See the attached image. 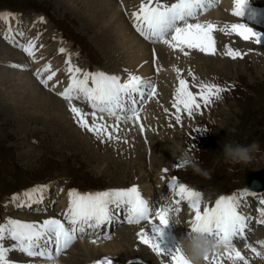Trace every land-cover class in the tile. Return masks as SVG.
Returning a JSON list of instances; mask_svg holds the SVG:
<instances>
[{"label":"rangeland","instance_id":"obj_1","mask_svg":"<svg viewBox=\"0 0 264 264\" xmlns=\"http://www.w3.org/2000/svg\"><path fill=\"white\" fill-rule=\"evenodd\" d=\"M133 1L130 0V3ZM75 2L77 3L76 0H0V9L10 8L23 11L29 15L34 12L44 13L60 29L57 31L54 26L48 23L47 29L50 32L41 28L43 35L40 43L42 52L44 50L47 53V62L52 64L57 78L61 81H66L70 77L67 71H60L69 59L71 63L77 62L79 67L92 63L98 64L97 67L107 72H111L112 68L115 67L114 65L119 64L116 62H125L121 53H115L112 59L108 60L103 51H110L112 41L103 38V35H108V33L102 32V29H105L104 25L101 28H96V26L82 20L80 18H83L80 13L82 3L75 4ZM95 2L99 9L104 8L100 4L102 0H95ZM139 2L141 3L137 0L136 3H129L127 6L124 3L123 7L118 9L119 12L123 9L121 13H124L123 16L127 22H129V17L126 18V15L131 16L133 12L138 10ZM250 5L262 7L264 0H250ZM100 23L102 24L103 21L100 20ZM61 34L69 38L70 42L65 43L66 40H62ZM60 48L65 49V51L61 53ZM79 49L82 50L83 55L77 53V50L80 51ZM146 49V47L143 48L142 54ZM1 55H6L2 49H0ZM230 59L227 60V64H229L226 66L227 70L216 67V63L212 61L196 62L206 73L208 67L210 68L208 73L213 70L216 71L214 73L217 74L214 78L217 79L214 80V84L227 89L224 91L227 94L221 93V98L216 99L208 106L202 105L200 109H194L193 117L191 116L190 119L184 118L180 122L171 119L163 123L161 126L163 136L158 139L160 141L153 142L152 151L154 150V153L151 157L155 159L158 156L159 159L152 160L151 165L144 166L143 164L150 158H144L142 146L138 154L135 153L138 150L137 141L133 142V148H128L131 144H128L127 140L123 142V139L117 135L119 132H113L111 125L105 122L109 120L101 119L102 114L99 112H97V123L108 126L107 132L118 137V139L110 140L107 133L97 136L94 132L82 128L72 113L63 115V119L50 114L49 109L48 111L45 109L44 114L39 113L23 119L25 126H22L17 120L21 119V116L11 117L0 108V220H3L1 213L5 208L4 203L10 199L11 195L9 194L31 183L51 181L49 187L53 192L57 188L64 189L68 186L83 189L110 185L129 186L143 183L144 179H149L145 175L147 172L152 181L153 172L158 165L166 166L168 170L185 181L191 180L205 195L208 193V197L222 191H231L235 187L244 189L247 171L261 168L264 170V72L256 73L255 70V63L257 66L264 65V53L260 52L257 59L250 56ZM4 61L3 58H0V66ZM204 62L210 65L207 66ZM5 66L6 69H10L9 66ZM13 69L16 72V67ZM0 73H2L1 69ZM226 78L237 79L242 88L238 89V83L225 86ZM8 86L7 80H3L0 86L1 104H6L12 100L18 101L20 94L13 87L10 90ZM249 87L251 92L248 94ZM27 96L28 93H25L24 98L27 99ZM31 101L24 100L21 102L25 115H29L28 112L25 113L29 106L28 110L32 109ZM80 101L87 103L83 99ZM223 102L230 106L223 105ZM57 109L61 110L62 108L58 105ZM119 124L126 129L127 133L129 130L133 133L137 129L136 122L133 120L122 119ZM51 132H55V135H52ZM225 141L241 144L258 141L260 151L253 154V160L249 164L230 165L225 162L221 151V145ZM161 146H164L165 149ZM124 148L129 149V151ZM184 150L192 154L201 168L210 172L211 178H205L195 173L191 167L180 168L176 166L178 161L172 153L179 156ZM61 195L63 194H58L59 197ZM25 213L39 214L37 211ZM124 229L115 232L113 236L110 234L111 239L102 237L101 239H104V242L120 241ZM92 237L94 235L85 234L81 239ZM88 240L93 241L92 239ZM72 247L73 250H87L84 246L78 245V240ZM103 254L101 253L100 256ZM126 258L129 257L125 253L111 257V259L122 264L125 263ZM89 259L94 264L97 260H103L99 255Z\"/></svg>","mask_w":264,"mask_h":264},{"label":"snow or ice","instance_id":"obj_2","mask_svg":"<svg viewBox=\"0 0 264 264\" xmlns=\"http://www.w3.org/2000/svg\"><path fill=\"white\" fill-rule=\"evenodd\" d=\"M215 3H218V0H175L171 4L162 3L161 0H141L139 9L132 13L133 27L145 40L152 43L162 42L172 49H178L185 55H188L185 49H194L204 54L215 55L217 49L213 33L217 30V25L211 21L199 22L197 19ZM234 4L232 15L241 18L251 7L250 0H234ZM255 14V10H251V17H254ZM9 15L11 14L0 13V19L7 21ZM193 20L196 22H190ZM226 30L229 34L234 33L243 41L254 40L257 45L264 46V32L254 29L248 22L232 23L230 26L225 25L219 29L220 32ZM20 34L23 35L22 32ZM18 46L29 56H32L33 42ZM225 47L227 50L224 54L232 59L243 58L246 55L230 46L226 45ZM59 51L63 53L65 49L60 48ZM153 62H155V50H153ZM66 63L70 80L68 86L56 94L68 102L77 123L97 136L107 133L110 140L118 139L107 132L108 126L96 123L97 112L115 117L116 124L111 127L113 132H119V122L122 119L135 122L134 118H138L140 106L156 94V86L152 77H141L125 69L124 71L128 75L127 79L122 81L121 77L116 74L83 70L72 65L70 59ZM49 67L50 65L46 66L44 71H47ZM159 70L157 69V71ZM174 70L177 72L179 81L174 90L172 101V107L176 110L174 115L176 122L181 120L182 109L191 116L194 109L198 110L202 105L207 106L213 103L215 99L221 98V93L227 90L214 83L201 81L198 85L200 91L193 93L189 89L188 82L180 78V70ZM40 74L39 70L35 73L38 77ZM53 75L55 73L47 76L46 79H41L40 83L48 87ZM189 75H192L191 71H189ZM51 90H55V85ZM197 96H199V100ZM74 99H83L90 104L93 109L91 125L85 119L88 114L72 103ZM165 112L167 113L168 109H165ZM141 131H143L142 125ZM176 166L180 167L179 164ZM163 171L167 173L168 170L164 169ZM168 186L175 191L178 197L174 203L179 205L181 201L186 200L194 212L190 222L189 236L199 232L212 237L218 245L223 247V256L232 261V264H249L234 243L236 237H240L244 247L251 249L256 256L264 258V253L248 243L247 231L252 217L242 210L243 203L240 199L247 194L246 190L241 191L239 196L236 194L221 195L215 200L214 206L206 205L201 209V192L184 183H177L176 177L168 182ZM47 187V185H36L25 190L22 194H14L12 202L19 201L18 207H31L32 204L41 203L43 201L42 194ZM36 193L41 195L37 197ZM67 195L69 203L63 213V219L50 217L42 222H26L7 218L3 223H0V264H16L9 255L14 250H18L28 257H43L48 261V264H56V258L78 236L99 235L100 233L97 231L89 232L88 230L101 229L111 223L113 219L117 218L113 215L114 210L123 213V220L127 224L148 223L152 233L151 237L148 235V231L143 228L137 232V237L156 255L163 254L170 257L172 264H190L179 246L174 250H165L160 246L158 237L162 235L161 226L169 223L171 208L159 207L156 211H151L149 202L141 195L136 185L86 193H81L73 188L68 190ZM260 204L259 213L262 219L257 220L256 223L264 225V198H261ZM175 211L179 212L180 209L176 208ZM157 218L158 223L156 222ZM104 235L105 238L111 239L110 234L104 233ZM6 238L15 243L11 247L6 246L3 243ZM256 243L264 248V240ZM211 258L213 264H221L218 253L213 254ZM205 260H209V257L206 256ZM95 264H112V260H97ZM128 264H132V262L129 261Z\"/></svg>","mask_w":264,"mask_h":264},{"label":"bare ground","instance_id":"obj_3","mask_svg":"<svg viewBox=\"0 0 264 264\" xmlns=\"http://www.w3.org/2000/svg\"><path fill=\"white\" fill-rule=\"evenodd\" d=\"M65 1H69V0H65ZM76 1L77 3L75 2V4L82 3L80 13L82 14L83 18L78 16L77 14L75 15L80 17L82 20H84L88 24L92 26H96V28L98 27L101 28V26L104 25L105 29L103 28L102 32L108 33V35L105 36L102 34L103 38L109 39L112 41V43L110 42L112 44V48H109L110 51H105V50L103 51L104 55L108 58V60L112 59L115 53L117 54L121 53L122 57L125 59L124 63L116 62L119 64L114 65L115 67H113L112 72L110 74H116V75L122 76L124 73L123 68L128 67L131 73L140 75L141 77H145V78L152 77L154 79V83L156 86V94L153 98L147 100L146 103L140 106L138 118H135L136 128H137L136 131L131 133V130H129L127 133L125 131L126 129L122 128L120 126L121 124H119L120 130H119V134H117L119 138L123 139V142L127 140L128 144H131V146L129 147L127 146L128 148H133V142L137 141L138 150L135 153L138 154V151L141 146L144 149V156H146V150L150 151V154H149L150 159L143 164L144 166L148 164L151 165V163L153 162L152 160L159 159L158 156L155 159L151 158V156L154 153V150L152 151L153 142L160 141L157 139V136L162 132L161 126L163 125V123L168 122L171 119H175L174 115H175L176 110L172 107V101H173L174 90L178 86V83H179L178 78H177V72L172 67H170L168 64L161 62V57H163L162 53H161V56L160 55L155 56V62H153V52L150 46H148L146 41L143 40V37L138 38L133 33V30L130 29V26H129L130 23H128L120 13L123 9L120 12L118 9H116L117 6H120L119 0H102V2L100 3L102 6H104L102 10L98 8V4L95 2V0H76ZM96 1H99V0H96ZM123 2L125 3V6H127V4L130 3V0H123ZM134 2L136 3L137 0H134L130 4ZM220 7L223 9V11L219 10ZM234 7H235L234 0H220V6L213 8L206 13H202L201 15L198 16V20L200 22H206V21L213 22L216 19H218L219 16L223 14L225 9L233 10ZM125 10H129V9H125ZM0 13L10 14L7 9L1 11ZM17 20L19 22L24 23L26 21V18L18 17ZM100 20L103 21L102 24L100 23ZM110 26L112 27V29ZM11 32H14V30L8 31L7 29H5V27H2L0 24V34L1 35H5L9 40H11L12 38L16 39L17 34H11ZM26 43L27 42H23V41L20 42V44H26ZM162 45L163 43L161 42L160 46ZM145 47L147 49L144 52V54H142L143 48ZM0 49H2L3 52H5L6 54L5 56L3 55L4 57L1 55L2 57L0 56V58H3V60H5L4 62L7 63V64L3 63L2 66H0V69L2 70V73H0V86L2 85L3 80H7V83L9 85L8 87L10 88V90L13 87V89H15L16 92L20 94L17 102L12 100L11 102H8L6 104L0 103V108L3 110L4 113L9 114L11 117L13 116L17 117V115L21 116V119H17V120H19L18 123L22 126H25V122L22 121L23 119H27L34 115H38L39 113L44 114L46 112L45 109L47 111L49 109L50 114H54L62 118H63V115L66 116L68 113H72L69 105L65 104L64 99H61L56 94L49 92L47 88H44V87L41 88L40 86L37 85L36 81L34 80V74L37 71L32 70L31 68L30 69L24 68V66L26 67L28 66V63L26 62V58L30 57L32 59H37L38 56L36 53L33 52L32 56H29L27 53L22 54L18 49H14L2 43L1 41H0ZM110 55L112 56L110 57ZM202 59L203 61H212L210 57H202ZM13 61H16L17 63L16 65H13L11 67V64L13 63ZM212 62L216 63V67L224 68V70H227L226 66L229 65L227 64L228 61H224V60L212 61ZM153 64L155 66H153ZM5 65L9 66L10 69H6ZM13 67H16V72H14ZM44 69L45 67H42L39 71H42ZM157 69H160V70L157 71ZM95 71H103V70L96 68ZM260 72H264V66L262 67ZM181 74H182V71L180 70V76ZM251 74L253 75L254 73H251ZM201 75L202 74L198 72L195 75H191L190 77L196 78L199 76L201 77ZM8 90L9 89H7V91ZM25 93H28L27 99L24 98ZM13 99L15 100V98ZM0 100H2L1 97H0ZM24 100L25 101L32 100L31 101L32 109L28 110V108L30 107L29 106L28 108L26 107L27 111H25V113L28 112L29 115L24 114V108H22L21 106V102ZM58 105H60V107L62 108L61 110L57 109ZM223 105H227V104L224 103ZM165 109H168L167 113L165 112ZM83 112L87 113L84 110ZM89 113L91 114L92 110ZM181 113H185V112L181 110ZM88 118L89 117L87 115L85 119L90 125L89 123L90 121L88 120ZM102 118L105 120H109L105 122L111 126L116 124L115 117H110L107 115V113L104 114ZM96 123H97V120H96ZM141 125L143 126V131H141ZM51 134L55 135V132H51ZM163 147L164 146H161V148ZM124 149L129 151V149L127 148H124ZM160 169L161 167L159 165L156 168V177L162 173ZM145 175H146V178L148 176L149 179H144L143 183H140L141 185L139 184L136 185L137 187L143 188L142 190L143 197L153 195V197H155L156 199L153 201L152 204H155V206L157 207H170L171 208L170 213L176 214L172 220H169V223L167 225L161 226L163 229L162 235L158 237L160 246L163 249L173 250L170 244H172L173 241H178V240L181 242V240L184 237L188 236V230L191 231L190 222L193 219L194 212L192 211L191 208H189V211L187 212L186 217H185L184 224L186 226L176 224L173 220L178 219L180 223L182 224V214L175 211V209L177 208L176 204L174 203L176 198L173 196L172 192L167 191V188L165 187L166 182L168 180H166V178L164 177L162 178L161 181L155 180L154 187H151V184L149 183L151 180H150V176L148 172ZM31 188H28V189H31ZM24 191L25 190H23L20 193H23ZM80 192L82 193L83 191H80ZM167 192L169 193V195H166ZM20 193H17V194H20ZM40 195H41L40 193H36L37 197H39ZM42 195H43V201L36 205L43 204L45 206L47 204L48 205L54 204L53 202H51V200H49V195L46 189ZM221 195H228V194H219L218 196H216L215 200ZM18 203L20 202L10 201L6 203V211L2 215L5 220L7 218H14V219H19V220L26 221V222H42L44 219L48 218L47 216H54L60 213V209H54L49 212V210L47 211L46 207L44 206H43V211H45L46 213H39V214H27L25 212L21 213L19 211L14 210L15 208H18V206L13 207L14 204H18ZM68 203H69V199H68ZM156 203L158 204L156 205ZM243 206H245V204H243ZM23 207L21 208L23 209ZM25 208H27L28 210L30 207L25 206ZM242 210L245 212V214H248L249 212L247 208L245 207H243ZM256 219L257 220L262 219L260 214H258V216L255 218V221ZM156 222L158 223V218ZM142 228L147 230L148 235L151 237L152 233L150 230V226L148 225L147 222H142L139 225L132 226L130 228L119 227L117 228L116 231L110 233L112 234L111 236H113L115 232H118L121 229H124L122 230V237H121L122 240L120 241L114 240L112 242H104V239H101V237H98V238H95L96 242L93 243L92 241H89L86 238L85 239L78 238L77 239L78 245L84 246L87 249V250L79 249L84 252V257L83 258L78 257L79 250H73V247H72L75 244L74 243L61 256H59V258L56 260V263L57 264H81L83 261H86L89 258L95 257L97 255L100 256L101 253H107V254L109 253L112 255H116L119 253H125L128 255V257L130 255L133 257L135 254L134 252L129 251V248L133 245L134 239L137 236V232L140 231V229ZM262 233H264V231ZM257 236L258 234L256 233L252 242H248V243H251L253 247H256L258 251L263 253V250L260 248V245L256 243ZM163 237H166V238L163 240ZM102 238H105V237H102ZM164 242H167L168 245L163 246ZM3 243L6 246L11 247L14 241H11L9 238H6ZM136 245L139 247V251H140L139 255L143 257V264H172L170 260L163 258V256H161V258L156 259L148 251L146 247L143 246L142 248L141 246H139V244H136ZM236 247L238 248V250L241 251L242 255L246 257L249 264H264V258L256 256L251 251V249L244 247L243 243L236 244ZM96 249H99V250H96ZM9 255L12 260H18L23 264H30V263L48 264V261H46V259L43 257H28L25 254L19 252L18 250L12 251ZM211 257L212 256H210L209 260L206 261V264H213ZM218 259L221 261V264H232V261L227 260V258L223 256V247H221L220 251L218 252Z\"/></svg>","mask_w":264,"mask_h":264},{"label":"clouds","instance_id":"obj_4","mask_svg":"<svg viewBox=\"0 0 264 264\" xmlns=\"http://www.w3.org/2000/svg\"><path fill=\"white\" fill-rule=\"evenodd\" d=\"M221 151L225 162L230 165L249 164L253 160V154L260 151V144L258 141H253L250 144L225 141L221 145ZM172 155L178 161L177 164L180 165V168L191 167L195 173L205 178H211L210 172L201 168L189 151L184 150L179 156L174 153ZM229 170L231 171V168ZM173 221L182 225L178 219ZM178 246L190 264H206L205 257L218 253L222 247L212 237L199 232L184 237Z\"/></svg>","mask_w":264,"mask_h":264},{"label":"water","instance_id":"obj_5","mask_svg":"<svg viewBox=\"0 0 264 264\" xmlns=\"http://www.w3.org/2000/svg\"><path fill=\"white\" fill-rule=\"evenodd\" d=\"M251 174H254V175L256 176V175L259 174V172H256V173H249V174H248V179H249V180H250V178H251ZM263 184H264V183H263Z\"/></svg>","mask_w":264,"mask_h":264}]
</instances>
